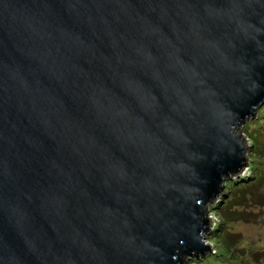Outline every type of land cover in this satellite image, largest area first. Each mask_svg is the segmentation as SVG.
Returning <instances> with one entry per match:
<instances>
[{
  "label": "water",
  "instance_id": "obj_1",
  "mask_svg": "<svg viewBox=\"0 0 264 264\" xmlns=\"http://www.w3.org/2000/svg\"><path fill=\"white\" fill-rule=\"evenodd\" d=\"M264 0H0V264H183L246 163Z\"/></svg>",
  "mask_w": 264,
  "mask_h": 264
},
{
  "label": "rangeland",
  "instance_id": "obj_2",
  "mask_svg": "<svg viewBox=\"0 0 264 264\" xmlns=\"http://www.w3.org/2000/svg\"><path fill=\"white\" fill-rule=\"evenodd\" d=\"M238 133L247 143V165L207 207L204 242L212 251L183 264H264V104Z\"/></svg>",
  "mask_w": 264,
  "mask_h": 264
}]
</instances>
